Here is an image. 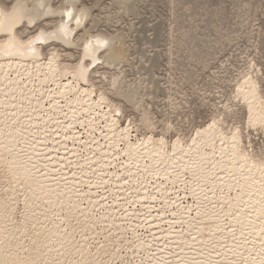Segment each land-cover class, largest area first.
I'll return each mask as SVG.
<instances>
[{
    "label": "rangeland",
    "instance_id": "374dc122",
    "mask_svg": "<svg viewBox=\"0 0 264 264\" xmlns=\"http://www.w3.org/2000/svg\"><path fill=\"white\" fill-rule=\"evenodd\" d=\"M18 1L19 0H0V6H3V8L9 11L14 8V6ZM62 1L63 0H55L54 6L56 8H59L61 6ZM121 2L118 0H81L82 6L84 5L90 8L92 12H91V16L86 22L85 29H82L77 37V42L79 47L76 46L75 48L69 49L63 45H59L54 42H48L43 46H41V53L43 55V60L45 61H49L52 58V55L57 56L56 57L57 59L59 57V59L58 60L56 59V61L58 62V64L60 63L58 66L61 73H63L65 69L66 71L69 72L72 69L71 73H73L74 69L77 70V67L79 68L80 64H82L83 62L82 60L84 57L83 48L85 47L84 40L88 39V35H86L85 32L86 30L87 32H89L88 34L90 35H101L106 38L112 39L114 41L113 44L115 46L122 47V57L118 59L111 58L109 57L107 52L103 53L101 55L102 56L101 61L97 62L96 64H91L89 60L85 61V65L88 67V80L86 82H82V81L79 82L78 80H74V79L71 80L72 78L70 76L71 73L68 75L67 78L66 77L64 78L63 74H61L59 78L60 80L59 85L58 84L55 85L54 82L51 81L49 83H45L42 86L41 90L44 91L46 90V92L55 95L56 92L60 91L59 87L61 83L65 84L67 80H71L73 85L76 83L79 85L82 84L81 87L83 86L85 89L89 90L90 92H93V96H92L94 100L93 111L97 112V114H95V112L93 111L92 113L90 112L89 114H87V112L83 111L84 109H82V107L79 105L78 106L75 105L73 107L74 109H72L74 111L77 108L82 110L81 112L78 111L80 112L78 114L79 117L77 116L79 119L77 117L75 118L80 120V123H78L79 121L77 120L78 124L74 125L75 132L77 134H81L79 136L81 137L80 140H82L80 142L81 144H79V142L70 141L67 142V146L65 148L66 152L65 150L63 151V149L60 148H55V150L52 149L53 151L51 150V155L53 156L54 154L58 156H62L63 154H65V156L67 155L66 158L69 157L70 159L69 161L71 162H68V164L65 165L66 167H64L65 173L67 172L66 174L73 175V173L75 174L76 171L77 172L79 171V173H81L83 169L84 171H86L85 166L77 167L76 165H81V164L84 165L85 162L84 160L87 161L88 158H92L95 155L97 156L100 152L99 150L96 151L98 148H100L101 150L108 149L109 139L107 138L108 129L106 128V126H107V122L108 124H110L112 119L113 120L117 119L116 121L118 122L119 129L126 128L127 130L130 131L129 140L132 143H136L140 145L144 140L146 141L152 138L154 139L153 146L159 144L156 145L155 147L158 148L161 147L163 150L166 151V153L170 154L171 157L175 155L174 152L175 148H179V150L185 149L191 152L189 154V157H186L187 159L189 158L188 160H186V164H188L189 166L183 164V166L189 167V168L187 167L188 169L185 168V170L186 171L188 170V172L186 173L185 170L183 171L178 168L177 170H174L175 172L172 171V173H176L177 171V174L180 175L181 173H183V175H185V176H181V181L179 179L180 183L179 181H177L178 185L175 184L177 182H173V183L172 181L169 182L167 181L166 178L164 177L162 178V176L160 177V175L157 176L156 174L153 175L149 171L146 173V170L145 172H143L142 175H140L142 178L138 177L135 181H133L134 180L133 176L131 177L133 180L130 177L127 178L128 176L124 177L123 172L126 170L125 168L127 167L132 170L135 169L139 170L138 166L131 163V162L135 163V160L131 159L132 160L131 161L130 158L127 156V154L124 153L126 152L125 151L126 146L124 141L118 142V146H119L118 149L114 148L113 151L115 152H112V157H114V159L111 160L112 163L110 165L111 167L110 166L108 167L110 173L111 172L113 173L114 171L115 172L117 171L118 174L121 173L120 175L121 177L123 176L124 179L123 186L117 183L118 179L115 178L114 175L111 176L110 178L107 177L110 182L106 178V181L108 182H106L105 184H101L102 176L96 177L94 176L95 174L93 172L89 173L88 171H86L88 174L84 172L85 176L88 175L86 177L87 185H85L86 183H83L81 186L82 188L80 187L79 191H82L84 193V191L87 192V190L92 189L93 191L97 192L98 195L100 196L105 195L104 202L107 203L106 205L108 204L113 205L114 201L116 203L119 202L118 203L119 205L121 204L123 206L125 205L124 208H126L127 205L128 209L126 208L124 210L121 206L116 204L117 205V207L115 208L116 210L118 206L121 207V209L119 208L117 211V213L119 212L117 218L121 219L122 217H124V219H126L125 216L129 214L131 211L133 212V213L131 212V214H137L138 215L137 217L139 218H134L133 224L135 223L134 225L137 224L139 226V227L135 226L137 229L135 228L134 229L135 231L137 230L136 233L139 232L140 234L138 233L137 234L138 236L136 237L142 240H148L150 236L158 237V233L163 232L160 230L159 227L164 229V231L169 230L170 226L168 227L167 225L169 224L168 221L174 222L180 211H182V213H186L188 210L187 213L190 212V214L187 216V218H190L191 216L194 217L197 214V212L199 213L198 210H202L206 205H207L206 209L209 211L213 208L214 210L212 209L211 211L216 212V215H218L220 212H223L224 210H228V207L226 208V204L228 206L227 198H229L230 200H235L237 194L236 192H238L236 190H234L235 191L234 192L233 189H228L227 188L228 186L225 187L226 183H228L230 180V176H232L231 174L233 173H230V171L227 170L225 171L221 168L218 170L217 168L219 167L216 166L215 164H220L221 162L220 158L222 159L223 157L222 154H220L221 152L220 149L222 147H223L222 149L229 148L232 144L231 139L233 137L238 136L241 139L240 151L243 154H245L248 157V159L251 160L254 159L253 161H255L258 164H264V152H262V149H264V121L257 123L252 120V110L250 108L251 103L248 98V93L255 92L256 99L255 102L253 103H255V107L258 110V112L264 115V0H122ZM48 22L45 23L44 25L32 29H29L24 25L21 29L18 30V37L22 39L23 42L24 41L28 42L30 41V39H33L40 32V29L42 28L45 30L48 29L47 31L52 30V25L54 24V21L49 20ZM0 40H5V38H1ZM38 80H39L38 78H35V82L37 81L36 83H38ZM73 96H74L73 94L69 95L70 99L73 98ZM100 98L103 99V102H99ZM59 99L60 98H58V101L59 104L62 105L61 108L63 111L62 114L58 116L59 123L61 122L66 123L68 121L64 118L70 114V108L66 107V102L69 100V98L64 97L61 98L60 100ZM50 102L48 101L45 102V107H47V110H42L41 112L42 116H47L49 114V112L47 111L49 109ZM98 102L100 104V107L98 106ZM95 106L97 108L99 107V109H97ZM224 106L230 107L231 112L233 113L232 119L223 120L220 119V117L217 115V113L224 112L225 110ZM75 107L77 108L75 109ZM45 111L47 114L45 113ZM91 116L94 119L93 118L91 119ZM88 117L91 120H88L89 119ZM85 118L88 119L84 120ZM92 120L93 122H91ZM87 121L91 124H88ZM211 127L213 128V130H215V132L216 130L218 132V133L214 132L216 136L213 134L214 136L211 137V139L213 138L212 140L214 141L211 142V145L208 144L209 146L202 144L198 148V153L213 155L211 158L213 159V161L211 164H209L212 165V167L206 165L204 169L205 173L211 175L209 177V180L206 182H204L205 180L202 177H200L199 179L200 181L197 178L196 180H194L193 177H195V175L193 174V172L199 165L200 161L202 162V160H200L199 154L197 155V152L193 150L194 147L193 141L197 137L200 138L205 137L202 132L204 130H208V128L210 129ZM49 128H50L49 131H52L54 129L52 131V134H50L51 132L49 133L51 137L54 135L53 133L55 134L57 133V135H59V136L57 135L53 136V139L57 142H55L54 144L50 142L49 144L51 146L48 144V146L52 148V146L55 147L56 143L61 142L62 138H60V136L65 134V130L61 129L62 127L56 128V126L54 125H50ZM35 130H36L35 132H38L37 131L38 128H36ZM55 130L57 131L55 132ZM71 146H73L75 150H77L80 147L79 150L75 152V153L78 152V155L71 154V151L73 150L72 148H70ZM84 146L87 147L88 150ZM117 152L119 153L120 156L115 155L118 154ZM193 154H194V158L196 156L194 161L192 160ZM72 156L75 158H73ZM190 157H192V159ZM126 161L127 163H125ZM144 161L145 163L148 164L150 162V159L147 158ZM192 161L195 163L194 166H192L194 164ZM128 162L130 164H128ZM224 163L225 162H223L222 164ZM72 165H74V167ZM131 165H133L135 169H133V166ZM191 166L193 167V169H191L192 168ZM87 168H89L88 164H87ZM156 168L159 171L162 170L163 166L162 164H159ZM209 168L210 169L214 168V169L209 170ZM122 169L124 171H122ZM223 172L226 175L223 174ZM92 173L93 176L89 175ZM212 173H215V175L213 174L214 175L213 176ZM150 174H152L153 176ZM216 174L219 176H217ZM4 175L5 173L3 172V170H0V187H1L0 197L1 199L4 198L3 200L8 201L10 200L12 195L10 198H8L9 196L6 194V190L8 189L7 187H10L11 184L9 183L10 181L9 178L6 177L7 174L5 176ZM89 176L92 177L93 179L92 178L90 179ZM172 176L173 174L170 175L171 179ZM224 177L226 179H224ZM213 178H215L216 180H214ZM182 179L184 181L187 179L188 182L192 183L193 189L191 188V185L188 182L186 181L184 182ZM93 181L96 182V184H100V186L96 185L93 187L92 185L94 183ZM182 181L186 185L184 184L183 186L181 184ZM195 181H198L199 183L198 182L196 183ZM157 184H162V185L166 184L167 186L165 187L168 193L164 195L162 193H159L158 190L160 186ZM194 185L197 186L195 187ZM135 186L136 188H138L137 190L136 188L134 189ZM141 186L145 188L144 191L145 192L147 191V194L149 192L151 196H154V199L152 198L153 201H151L150 199L149 200L144 199L143 201L139 202L137 197H139V195L141 194V192L138 194V192L141 191L140 189H142ZM156 187L158 188V190ZM132 188L134 190H132ZM116 189H118L119 191ZM15 190H16L14 192L15 195L11 198V200H13L14 203H16L15 206L16 210H14L13 213L9 212L10 214H8V212L6 213V216L4 218H7L8 220L11 217L12 219L10 218L9 219L10 221L5 220L6 225L5 222H3L4 223L3 226L4 228H6L7 232L10 231L9 228L15 229V227L17 228L18 226L17 228L18 234L21 233V229L23 232L24 229L27 228L25 230V234H23L24 232L22 233L23 235L19 234V237L22 239L21 240L19 238L20 240L19 245L21 244L20 242H22V244L20 245L22 246V248L19 246V249L16 250V252L19 255L21 254V256H23V257L20 256L21 258H25V259L27 258V260H29L32 258V256L33 257L35 256L34 254L38 253L37 250L35 249L37 248V245L34 243L35 241L34 237L36 238L34 233L38 232V229L36 230V227L31 225L32 223L34 224L33 219L29 221L28 218L24 217L28 214L26 213L28 212V210L26 211L28 207L27 205L28 201L25 200H28L27 197L29 195L26 191V188H24V186L22 187L21 185L18 186ZM213 193L215 194L210 195ZM193 195L194 196L197 195V196L194 197ZM6 196L8 199L6 198ZM173 196L176 198L175 201L178 202L177 203L178 206L169 205L174 199ZM164 198L166 200L169 201L172 200V201L171 202L166 200L164 201L163 200ZM199 198L201 199L199 200ZM15 199L17 201H15ZM136 200L137 202H135V204L138 203L137 205L133 204L134 203L133 201ZM204 200L206 201V203ZM147 202H149V204ZM167 202L169 204H167ZM196 203L199 204L197 205L199 206V208L196 205H194ZM201 203L202 204L204 203L206 205L203 206ZM214 203L215 205L217 204V206H214ZM35 204L33 202L32 205L34 206ZM38 204L39 203L37 202V204L35 205L37 208L33 206L32 207L37 209L36 216L37 217L39 216L38 218H40L44 216L45 213L42 207L45 209L49 207H47L48 205L43 206V204L42 205L39 204L40 205L39 206ZM166 204L172 208V211L168 209L169 207ZM165 205L167 208L165 207ZM190 206L193 208L191 209ZM187 207L188 208L190 207L189 208L190 210L187 209ZM217 207L221 209L217 210L219 209ZM148 208L149 209L152 208L151 210L148 211L149 213H147ZM158 209L159 210L161 209V212ZM64 210L62 209L61 212L56 210H52L51 212L50 210L49 215L53 214L51 215V217L53 216V218L50 217L51 221L50 218L46 220L48 226L45 225L46 223H44V225L46 227H50L51 224H53V222L57 221L56 223L59 222L58 225L59 228H61L60 232L62 230L64 231L66 230L65 231L66 234L69 233L72 234L71 237L68 236L69 242L70 240H72V242H70L69 244H72L73 242L74 244L77 243L76 246L83 244L87 248L88 247L90 248V249L88 248L89 252L92 253L94 251V254L92 253L93 255H95V250L96 253L97 251L99 252L98 254H96L97 256L95 255V259L93 258L94 256H91L93 260L92 262H90L91 261L90 258L89 259L90 261L86 260L87 262L84 261L85 262L84 264H152V260L154 259L153 255L158 254L157 252L158 248L156 247L160 246L161 249L162 248L164 249L165 244H166V249H164V251L163 249L161 250V253L159 255L160 259L165 256L164 257L165 264H172V262L173 264H175L177 261L178 262L176 264H182L176 251L179 250L180 246L175 248L172 246L174 244L172 242H171L172 245L171 244L169 245L170 241L167 243L166 242L167 239L163 240L162 243L160 244L159 242H161V240L160 241L155 240L156 243L154 242L152 244L153 248L149 250L137 249L135 245L137 241L134 240V237L131 235L132 233H130V231L127 230L125 235L122 236L119 232L116 233L115 231H112L113 227L110 226V224L106 221L103 223H98L99 225H96L94 228L93 226H91L92 224L89 222L88 219L85 220L83 217L82 219H80L79 216H73V215L70 216V219H68L69 221L67 219H64L63 221V218L66 217V210L65 211ZM99 210L97 211V217L101 216V214H103V211H105V209L103 208L102 210L101 209ZM126 210L128 211L127 213ZM157 210L159 211V213ZM163 210L165 212V214H162L163 223L158 225L159 226L158 227L156 226L157 225L156 222H159L160 220H162V218L160 220H158L157 218H160L162 216L160 215V213H163L162 212ZM174 210L177 213V215L174 212ZM177 210L180 211L178 212ZM141 211H143L142 212L143 214H139ZM144 211L145 213H147V215L144 213ZM154 212L157 215V216L155 215L156 217L155 219H154V214H155ZM217 212L219 213L217 214ZM119 214H120V218H119ZM122 214H126V215H122ZM171 214L172 217H170ZM224 214H225L224 212L221 213V216ZM158 215L160 216L158 217ZM131 216L134 217V215ZM148 216L150 217V219H152L153 217L154 220L153 219L150 220ZM225 216L222 219L218 218V216H215L217 217L216 220L215 217H213L212 219L209 218L206 219V221L203 224V232H202L203 234H201L202 236L201 238L205 239L202 240V245L204 246L200 248L197 246L198 250L202 252V254L207 253L206 251L203 250H205L206 248H208V250L210 249L209 245H212V242L211 241L209 242V240H212V237L214 236V234L210 231L214 226L221 225L222 227L220 226V229L216 232V235L218 234L217 240L220 243V245L222 244L223 247L228 251L229 248L227 247L232 245L231 243L229 244L230 241H232V243L233 241L238 243L240 242L239 243L240 249L237 250V253H235L234 255H231L230 252H229L230 255L227 253L226 256L223 257V259H225L224 261L222 259H218L217 256H214L212 257L213 260L212 259L210 260L211 263L213 264V262H220V261L221 262L223 261L224 263H228L229 261V263L231 264H239V263L256 264V262L258 264L259 254L254 252L256 255L254 253H251L249 256L247 251L242 248L243 245L244 246L245 244L249 245L253 242L251 236L249 235L247 236L246 234H244L243 236L242 235L236 236V234H238L236 228L238 229V227L237 226L235 227L234 224L233 225L231 224L230 222L231 215L229 216L225 214ZM60 217L62 219H60ZM24 219L27 222H25ZM83 219L85 221L84 224L83 222H81L83 221ZM135 219L138 220L136 221ZM59 220L60 221L62 220V223ZM70 220L74 222L72 226L71 224L73 222ZM78 220L80 221L78 222ZM121 220H123V218ZM218 220L221 222L219 223ZM22 221H24V223ZM87 221L88 223L86 224ZM69 222L72 223L70 224ZM122 222H125L126 224L125 223L123 224L129 226L127 221L124 220ZM89 223L91 225H89ZM131 223L132 222H130V224ZM148 223L150 226H148ZM183 223L184 222L179 221L180 226L178 227L177 226L178 223H177L176 225H174L175 227L174 230L176 229L178 230L180 228L181 230L179 229L177 231L178 233L180 232V236L182 238L184 237L185 239H189L191 243H193L195 237L191 232L188 233L187 231H184L186 230V227H184L186 226V224L184 225ZM222 223H225V225L228 226L225 227V225H223ZM66 224H68L67 228H66ZM140 225L143 227H140ZM11 226H13L14 228ZM69 226H71V229ZM75 226L78 229L73 230ZM86 226L89 229L86 228ZM144 226H148V227L144 228ZM81 227L84 229V231L86 230L85 231L86 233L82 231L83 229ZM150 231H154V232H151L150 234ZM228 232H230L231 234H229ZM32 234L34 237L32 236ZM89 234H92V236ZM231 235H234L235 238L234 236ZM81 237H84V239ZM239 238L241 239V241ZM79 242L81 244H79ZM9 243L14 244L15 240L13 242V238L11 239L9 238ZM226 244L227 246H225ZM57 245H58L57 243H52V254H49L51 256H49L48 254L46 255L45 250L47 248L44 249L41 248L39 250L41 255L40 262H43V259L48 256L53 260L54 263L56 262L57 264H60V261L64 262L61 264H70V263L82 264V261L84 259H81V256L77 254L75 255L73 254L74 252L71 251H69L70 253L67 254L68 248L61 247L60 249V246ZM169 246L171 248H168ZM249 247L253 248L252 245ZM187 248L189 247L187 246L186 249ZM21 249L22 251L23 250L25 251L21 252ZM115 251L116 253H118L117 256H115L116 255ZM9 252L11 251L9 250ZM170 252L171 254L167 256V254H169ZM233 256L236 258H234ZM225 257L226 258L230 257V258L226 259ZM254 258H256V262ZM96 259L99 262L96 261ZM44 262L46 263L45 259ZM261 263L264 264V262Z\"/></svg>",
    "mask_w": 264,
    "mask_h": 264
},
{
    "label": "bare ground",
    "instance_id": "6f19581e",
    "mask_svg": "<svg viewBox=\"0 0 264 264\" xmlns=\"http://www.w3.org/2000/svg\"><path fill=\"white\" fill-rule=\"evenodd\" d=\"M118 1L121 2L122 0H118ZM54 2H55V0H19L16 3V5L14 6V8L9 10V11L6 10L5 8H3V6H0V39L5 38V40H0V170H3L5 175L7 174L6 177H8L10 180L9 181V183L11 184L10 187H7L8 188L7 190L4 188L6 190V194L9 196L8 198H10L11 195H12V197L15 195L14 192L16 191L15 189L18 186L22 185V187L24 186V188H26V191L29 195L28 197L26 196L28 198V200H25V201H28V204H27L28 207L26 209V211L28 210V212H26L28 214L24 217L28 218L29 221H31V219H33L34 224L32 223L31 225L36 227V230L38 229V232H35L37 235L34 233L36 238L32 234V236L35 239L34 243L37 245V248H35V249L37 250L38 253L37 254L33 253L35 256L34 257L32 256V258L29 260H27V258L26 259L21 258L23 256H21V254L19 255L16 252V250H18L19 246L22 244V242H20L21 244L19 245V241H20L19 240V238H20L19 234H22L23 232H24L23 234H25V230L27 228L26 229L23 228L24 229L23 232L21 229V233H19V234L17 233L18 226H17V228L15 227V229L9 228L10 231L8 230L9 232H7L6 228H4V226H3V224H4L3 222H5V220H7V218H4V217L6 216L7 212H8V214H10V213H13L14 210H16L15 209L16 203H14V201L11 200L12 197L8 201L7 200L5 201V200H3L4 198L1 199V197H0V264H57L56 262L54 263L53 260L48 256L47 257L43 256V257H45L44 259H45L46 263L44 262V259H43V262H40L41 255H40L39 250L41 248H43V249L47 248L45 250L46 255L52 254V243H57L58 244L57 246H60V249H61V247L62 248L63 247L68 248L67 254H69L70 253L69 251H71V252H74L73 254H75V255L77 254V255L81 256V259H84L82 261V264L87 262L86 260H89L91 258V256H94L93 258L95 259V255L99 253L98 251L96 253V250H95V255H93L94 251L92 252L93 253L92 254L88 250L89 247L87 248L83 244L79 245V246H76L77 245L76 242H75L76 244H74V242H73L72 243L73 245L69 244L70 242H72V240H70V242H69L68 236L71 237L72 234H70V233L66 234V232H65L66 230L65 231L62 230L60 232L61 228H59V225H58L59 222L58 223H56L57 221L53 222V224H51V226L49 225L50 227H46V226H48L46 220L49 219L51 217V215H53V214L49 215L50 210H51V212H52V210H56V211L61 212L62 209L66 210V217L63 218V221H64V219H67V220L70 219V216L73 215V216H79L80 219H82V217L85 220L88 219L89 222L92 224L91 225L89 223V225L93 226L94 228L96 225H99L98 223H103L106 221L110 224V226L113 227L112 231H115L116 233L119 232L122 236L125 235L127 230L130 231V233H132L131 235L134 237V240L137 241V242L135 241L136 244L134 242L137 249L149 250V249L153 248L152 244L155 242V240H159V241L161 240V242H159V244H160V243H162L163 240L167 239V241H166L167 243L170 241L169 245L172 242V243H174L173 245L171 244L173 247L176 248V247L180 246L179 250H176V251H177V255L180 258L182 264H212L210 260L214 256H217L218 259H222L224 261L225 259H223V257L226 256L227 253L229 255H230V253H231V255H234L235 253H237V250L240 249V245H239L240 242L238 243V242L233 241V243H232V241H230V239H229V241H230L229 244L231 243L232 245L227 247V248H229L228 251L223 247L222 244L220 245V243L218 242V240H217L218 234L216 235V232L220 229L221 225L220 226H214L212 229L210 228L211 229L210 232H212L214 234V236L212 237V240H209V242L210 241L212 242V245H209L210 246L209 248L211 250L210 249L208 250V248H206L207 247V245H206V247H205L206 249L203 251H206L207 253L202 254V252H200L197 248V246L199 248L204 246V245H202V240H205V239L201 238L202 237L201 234H203L202 233L203 232V224L207 218L212 219L213 217L218 216V218L222 219L225 216V214H227L229 216L231 215L230 216L231 224L232 225L234 224L235 227L236 226L238 227V229L236 228V230L238 231L237 232L238 234H236V236L237 235L243 236L244 234H246L247 236L248 235L251 236V239H253V242L251 244H249V245L245 244V246L243 245L242 248L247 251L249 256L251 253H254V252L259 254L258 255V259H259L258 264L259 263L263 264L261 262H264V164H258L255 161H253L254 159L253 160L248 159V157L240 151L241 139L238 136H235L231 139L232 144L229 148L222 149L223 148L222 147L220 149V151H221L220 154H222L223 157H222V159L220 158V160H221L220 164H215L219 168H217L213 164L218 170L221 168L225 171L227 170V171H230V173H233V174H231L232 176H230V180L228 183H226L225 187L228 186L227 187L228 189H233V191L234 190L238 191V192H236L237 194L235 193L236 194L235 200H230L229 198L226 197L227 202H228V206L226 204V208L228 207V210H224L223 212L225 214L222 216H221V213H223V212L219 211L220 213L217 212V214L218 213L219 214L216 215V212L211 211L213 208L208 211L206 209L207 205L204 203L203 204L201 203L203 206L206 205L204 207L205 209L203 208L204 210L203 209L198 210L199 213L197 212V214L195 215L196 217L194 216L195 218L192 216H191L192 219L190 216H189L190 218H187V216L190 214V212L187 213L188 210L186 213H182V211L179 210L180 213H182V214L178 213V216H177V218L175 217L176 219L174 220V222H169L167 220L169 224H167V223L166 224L168 225V227L170 226V229L167 227L169 230L164 231V229H162L161 227L158 226L161 223H163V215L162 214H165V212L163 210L162 211L163 213H160V215H162V216L160 218H157L158 220H160L162 218V220H160L159 222L155 221L157 223V225H156V223H155V225L158 226L160 228V230L163 232H159L158 237L157 236L156 237L150 236L149 237L150 239L148 238V240H142V239L136 237V236H138L137 234L139 232L136 233L137 230L135 231V229H137V228L135 226H138V225L137 224L134 225L135 223L133 224V219L139 218V217H137L138 216L137 214H131V212H132L131 211L127 215L122 214V215H126L125 216L126 219H124V217H122L123 220H121L122 218L121 219L117 218L118 213H119V212L117 213L118 209L119 208L121 209V207H122L125 210L127 208V205H126V208H124L125 205L124 206L122 204L119 205L118 204L119 202L116 203L115 201H114L113 205H110V204L106 205L107 203L104 202V198H105L104 196L105 195L100 196V195H98L97 192L93 191L92 189H89V190L86 189L87 192L84 191V193L82 191H79L82 184L86 183V179H87L86 177L88 176V175L87 176L84 175V172L87 173L86 171H88L89 173L93 172L95 174L94 176H96V177L102 176V179H101L102 183L101 184H105L106 182H108L109 181L108 178H110L111 176L114 175L115 178L118 179L117 183L120 184L121 186H123V183H124L123 176L124 177L128 176L127 178H129V177L131 178L133 176L134 180L132 178L131 179L133 181H135L138 177H141L140 175H142L143 172H145V170H146V173L149 171L153 175L154 174H156V176L160 175V177L162 176V178L164 177L167 179V181H169V182L172 181V183L179 181V179L181 181V176H185V175H183V173H181L179 175V174H177V171H176V173H172V171L177 170V168L184 171L185 168H187L189 166L188 164H186V160H188L189 158L187 159L186 157H189V154L191 152L189 150H185V149L179 150V148H175L174 149L175 155L173 154L174 156L172 155L173 157H171L170 154L166 153V151L163 150L161 147H159V148L155 147L156 145H159V144H156L155 146H153L154 139H152V138L148 139L146 141L144 140L142 142V144H140V145H138L136 143H132L129 140L130 139V133H129L130 131L127 130L126 128L125 129H123V128L119 129L118 122L116 121L117 119L116 120L112 119L110 124H108V122H107V126H106V128L108 129L107 138L109 139V142H108L109 146L107 145L108 149L104 148L105 150H103V149L101 150L100 148H98L99 147L98 146L97 147L98 149L96 151H98V150L100 151L99 152L100 156H99V154L97 156L93 155L94 157L88 158L87 161L86 160H84L85 162L82 161V162H84V165H82V164L76 165L77 167L78 166L79 167L85 166L86 171H84V169H83L81 171V173H79V171L77 172L75 170L76 173L75 174L73 173V175L66 174L67 172L65 173V169H64V167H66L65 165L68 164V162H71V161H69L70 160L69 157L66 158L67 155L65 156V154H63L62 156H58V155H55L54 153H53L54 154V156H53V155H51V150L52 149L55 150V148H60V149H63V151H64L66 146H67V142H70V141L71 142L72 141L73 142H79V144H81L80 142L82 140H80L81 137H79L81 134H77L75 132L74 125L80 123V120H78L79 119L78 114L82 110L78 109L77 107H75V109L77 108L78 110L76 109L74 111L72 109H74L73 107L75 105L76 106L79 105L82 107V109H84L83 111H85V112H87V114H89L90 112L92 113L93 106H94V100L92 97L93 92H90L89 90L85 89L83 86L81 87L82 84L79 85L76 83L73 85L71 80L74 79V80H78L79 82H81V81L86 82L88 80V67L85 65L86 60H89L91 62V64H96L97 62L101 61V57H102L101 55L103 53H106V52L108 53L109 57L118 59V58L122 57V47L121 46H115L113 44L114 41L112 39L106 38V37L101 36V35H90V34H88L89 32H87L85 30L86 35H88V39L84 40L85 47L83 48L84 57L82 59L83 60L82 64H80L79 68L77 67V70L74 69L73 73H71L72 69L70 72L66 71V69L65 70L63 69L64 72L62 71L63 73H61L59 66H58L60 63L58 64V62L56 61L57 56L51 54L52 58L49 61L43 60V55L41 53V46H43L44 44H46L48 42H54V43H57L59 45H63L69 49H72V48H75L76 46H78L77 37L80 34V31L82 29H85L86 22L89 19V17L91 16L92 10L90 8L84 6V5L82 6L81 0H63L61 3V6L59 8H56L54 6ZM69 12H71V14H72L71 17L68 15ZM49 20L54 21V24L52 25V30L47 31L48 29L45 30L42 28V29H40V32L33 39H30V41H28V42H25V41L23 42V40L18 37V30L21 29L24 25L27 28L32 29V28H36L38 26L44 25ZM58 59H59V57H58ZM61 74H63L64 78L65 77L67 78L68 75L70 74V76L72 78H71V80H67V82L65 84L61 83V85L59 87L60 91L56 92L54 95L52 93L46 92V90L45 91L41 90L42 86L45 83H49L51 81L54 82L55 85H57V84L59 85V82H60L59 78H60ZM35 78L39 79L38 83H36L37 81L35 82ZM61 78H63V77H61ZM71 94H73L74 96H73V98L70 99L69 95H71ZM255 96H256L255 92L248 93V98H249V101L251 103L250 108L252 110V120L254 122L259 123V122L264 121V115L262 113L258 112V110L255 107V103H253V102H255V99H256ZM64 97L69 98L68 101L65 99L67 101V102L66 101L65 102H66V107L70 108V114L64 118L68 122L59 123L58 116L60 114H62L63 111L61 108L62 105L59 104L58 98L61 99ZM100 100H99V102H103V99L100 98ZM46 101H48V102L51 101L49 104V109L47 111V112H49V114L47 116H42V114H41L42 110H47V107H45ZM99 102H98V106L100 107ZM99 107L98 108L96 107V108L99 109ZM100 109H102V108H100ZM78 111H80V112H78ZM93 112H95V111H93ZM103 112H105V111H103ZM45 113H46V111H45ZM95 114H97V112H95ZM63 116H64V114H63ZM76 117L78 119H75ZM88 118H85L84 120H86ZM92 118L93 117L91 116V119ZM91 119L89 118L88 120H91ZM108 121H110V120H108ZM91 122H93V120ZM87 123L91 124L88 121H87ZM50 125H54V126H56V128L62 127L61 129L65 130V134L60 136V138H62L61 142L56 143L55 147L52 146V148H50L51 145L49 143L51 142L54 144L55 142H57L53 139V136L54 135L56 136L57 133L56 134L53 133L54 135L52 137L49 135V133L51 132L50 134H52V131L54 130V129L52 130V128H51L52 131H49ZM36 128H38V130H37L38 132H35ZM56 131L57 130H55V132ZM214 132H215V130H213L212 127L210 129L208 128V130H204L202 132L205 137H201V138L197 137L193 141V146H194L193 150L195 152H197V155L199 154L200 160H202V162L200 161V163L196 169L194 167V169H195L193 172V174L195 175V177H193L194 180H196V178L199 180L200 177L204 178V180H205L204 182L209 180V177L211 174L205 173L204 169H205L206 165L212 167V165H209V164H211L213 161V159H211L213 155L198 153V148L202 144H204L206 146L208 144L211 145V142L214 141V140H212L213 138L211 139V137L215 135ZM216 132H217V130H216ZM57 136H59V135H57ZM201 136H202V134H201ZM119 141L125 142V146H126L125 151L126 152H124V151L123 152L125 154H127V156L130 158V160L131 159L135 160V163L134 162H131V163L138 166L139 170H141V171H139L138 169H135V167L133 165H131V166H133V169H135V170L129 169L128 167L125 168L126 170L123 168L125 171L122 169V171H124L122 177L120 175L121 173L118 174L117 171H116L117 173L115 171H114L115 173L109 172L108 167L112 164L111 160L114 159V157H112V152H115V151H113L114 148H116V149L119 148V146H118ZM58 142H59V140H58ZM163 143H164V140H163ZM48 144L50 146H48ZM77 145H78V143H77ZM165 146H164V148H165ZM70 148L73 149L71 151L72 155H74V154L78 155V152L77 153H75V152L77 150H79L80 147L77 150H75L73 148V146H71ZM85 148H87V147H85ZM87 150H88V148H87ZM190 150H192V149H190ZM56 151H58V150H56ZM63 151H61V152H63ZM65 152H66V150H65ZM95 152H92V153H95ZM85 153H86V151H85ZM115 155L120 156L119 153L115 154ZM76 157H78V156H76ZM90 157H91V155H90ZM192 157H193V159H192ZM192 157H190V158L194 161L196 156L194 158V154H193ZM73 158H75V157H73ZM147 158L150 159V162L148 164L145 163V161H144ZM191 159H190V162H191ZM130 160H129V162H130ZM129 162H128V164H130ZM187 162H189V161H187ZM223 162H225V163L222 164ZM125 163H127V161ZM193 163H191V164H193ZM87 164H88L89 168H87ZM114 164H115V162H114ZM159 164H162L163 168H162V170L158 171V169L156 167ZM183 164L188 165V166H183ZM194 165H195V163L192 166H194ZM72 166L74 167V165H72ZM191 169H193V167ZM213 169L209 168V170H213ZM187 172H188V170L186 171V173ZM93 173L89 174V175L93 176ZM152 174H150V175H152ZM171 174H173L172 179L170 178ZM213 174L215 175V173H212V175ZM223 174H225V173L223 172ZM213 176H211V177H213ZM217 176H219V175H217ZM225 177H224V179H226ZM89 178L91 179L92 177L89 176ZM106 178L108 179V181H106ZM215 178H216V176H215ZM215 178H213V179L216 180ZM219 178H221V177H219ZM101 180H99V181H101ZM180 181H179V183H180ZM185 181L188 182L187 179ZM191 181H193V180H191ZM90 182H92V181H90ZM182 182H181V184L184 186L185 183L184 182L182 183ZM195 182L197 183L198 181H195ZM201 182H202V180H201ZM98 183H100V182H98ZM188 183L191 185V188H192L193 187L192 183H190V182H188ZM8 184H7V186H8ZM175 184L178 185V182ZM85 185H87V183ZM92 185H93V187L96 185L100 186V184H96V182H94ZM157 185L160 186L159 190L156 187L159 193H162L163 195L168 193L166 191L167 189L165 187V186H167L166 184L165 185L157 184ZM221 186H222V184H221ZM135 188H136V186L134 187V189ZM191 188H190V190H191ZM134 189L132 188V190H134ZM137 189L138 188H136V190ZM116 190H118V189H116ZM140 190L141 191H139L138 194L140 192H141V194L139 195V197H137L139 202L143 201L144 199H148V200L150 199L151 201H153L154 196H151L148 192V194L150 195L149 196L147 194V191L146 192L144 191L145 188L142 187V189H140ZM212 190H211V192H212ZM226 192H227V190H226ZM99 193H101V192H99ZM138 194H137V196H138ZM214 194L215 193L210 194V195H214ZM135 195H136V193H135ZM228 195H230V194H228ZM196 196H194V197H196ZM205 196H204V198H205ZM176 197H178V196H176ZM215 197H216V195H215ZM6 198H7V196H6ZM16 199H15V201H17ZM155 199H156V196H155ZM175 199L176 198L174 197L173 201L171 200L172 202L169 200H166L165 198L163 200L171 202V204H169L167 202V204H169V205H177L178 202H176ZM200 199L201 198H199V200ZM207 199H209V198H207ZM130 200H128V201H130ZM179 200H180V198H179ZM211 200H212V198H211ZM33 202H34V204L35 203L37 204V202H38L41 205L43 204V206L48 205L47 207H49V208L46 207L47 209H45L41 206L45 212L44 216H42L40 218H38L39 216L38 217L36 216L37 209H35V208H37V207L35 206L36 204L34 206L32 205ZM133 202H134L133 204H135V202H137V200L133 201ZM175 202H176V204H175ZM208 202H209V200H208ZM147 203L149 204V202H147ZM205 203H206V201H205ZM116 204L121 206V207L118 206L117 210L115 209L117 207ZM129 204H130V202H129ZM137 204H135V205H137ZM166 205H165V207H166ZM194 205L197 206L199 204L196 203ZM218 205H219V203H218ZM32 206L35 208H33ZM214 206H217V204L215 205V203H214ZM197 207L199 208V206H197ZM102 208L105 209V211H103V214H101V216L97 217V211L99 209L102 210ZM170 208L171 207H169L168 209L172 211V208L171 209ZM189 208L187 207V209H189ZM192 208L193 207H191V209ZM200 208H202V207H200ZM217 208H219V207H217ZM151 209L152 208H150V209L148 208L147 213H149L148 211ZM178 209H179V207H178ZM220 209L221 208H219L217 210H220ZM67 211H68V213H67ZM159 211L161 212V209ZM159 211H158V213H159ZM99 212H100V210H99ZM127 212L128 211L126 210V213ZM142 212L143 211H141L139 214H143ZM174 212H175V210H174ZM174 212H172V213H174ZM136 213H137V211H136ZM144 213H145V211H144ZM147 213H145V214L147 215ZM192 214H194V213H192ZM131 215H134V217H132ZM155 215H156V213L154 214V219L156 218ZM160 215H158V217ZM176 215H177V213H176ZM61 217H60V219H62ZM170 217H172V214ZM51 218H53V216ZM51 218H50V221H51ZM119 218H120V214H119ZM84 219H83V221H81V222H83V224L85 222ZM140 219H142V218H140ZM149 219H150V217H149ZM152 219H153V217H152ZM152 219H150V220H152ZM216 219H217V217H215V220ZM124 220L127 221L129 226H126L125 225L126 223L122 222ZM135 220L137 221L138 219H135ZM147 220H146V222H147ZM43 221H46V222H43ZM70 221H72V220H70ZM79 221L80 220H78V222ZM139 221H141V220H139ZM179 221L184 222L183 223L184 225L186 224V226L183 225L184 227H186V230H184V231H187L188 233L191 232L193 234V236L195 237L193 243H191V241L189 239H185L184 237L182 238L180 236V232L179 233L177 232L180 228L178 230L177 229L174 230L175 229L174 225H176L178 223L177 226L178 227L180 226ZM226 221H228V220H226ZM22 222L24 223V221H22ZM25 222H27V221L25 220ZM60 222L62 223V220ZM72 222H69V223L71 224ZM130 222H132V223L130 224ZM152 222H154V221H152ZM220 222L221 221H219V223ZM224 222H225V220H224ZM44 223H46L45 224L46 226L44 225ZM87 223H88V221L86 222V224ZM123 223H125V224H123ZM73 224H74V222L71 224V226ZM222 224L225 225V223H222ZM5 225H6V222H5ZM22 225H24V224H22ZM214 225H216V224H214ZM71 226H69L70 229H71ZM79 226H80V223H79ZM148 226H150L149 223H148ZM148 226H144V228L145 227L147 228ZM226 226H228V225H225V227ZM8 227H10V226H8ZM11 227H13V226H11ZM20 227H23V226H20ZM67 227H68V224H66V228ZM140 227H143V226L140 225ZM232 227H230V228H232ZM66 228H64V229H66ZM86 228H88V227L86 226ZM94 228H92V229H94ZM75 229H78V228H76V226H75V228L73 230H75ZM18 231H20V230H18ZM82 231H84V229ZM85 231H84V233H86ZM151 232H154V231H150V234H151ZM230 232H228V233L231 234ZM245 232H247L248 234ZM90 233H91V231H90ZM89 235L92 236V234H89ZM93 236H94V234H93ZM231 236H234V235H231ZM9 238L10 239L13 238V242L15 240V243L10 244ZM81 238L84 239V237H81ZM218 238H220V237H218ZM234 238H235V236H234ZM69 239H71V238H69ZM144 239H146V238H144ZM207 239H209V238H207ZM226 241H228V240H226ZM240 241H241V239H240ZM125 242H126V240H125ZM166 242H164V243H166ZM79 244H81V243L79 242ZM192 244H194V245H192ZM251 245L253 246V248L249 247ZM88 246H89V244H88ZM164 246H165L164 249H166V244ZM187 246L189 248L186 249ZM225 246H227V244ZM20 247L22 248V246H20ZM110 248H112V247H110ZM156 248H158L157 249L158 254L155 255L153 253L154 259L151 258V259H153L152 264H165V258H164L165 256L162 257L161 259L159 256L161 253V250L163 248L161 249L160 246H157ZM168 248H171V247L169 246ZM164 249H163V251H164ZM9 250L11 252H9ZM23 251H25V250H23ZM23 251L21 249V252H23ZM176 251H175V253H176ZM115 253H116V251H115ZM41 254H42V252H41ZM117 254L118 253H116L115 256H117ZM170 254H171V252L169 254H167V256ZM238 255H239V253H238ZM49 256H51V255H49ZM146 256H147V254H146ZM30 257H31V255H30ZM230 257H228V258L225 257V258L229 259ZM28 258H29V256H28ZM234 258H236V257H234ZM238 258H240V257H238ZM119 259H120V257H119ZM162 259H163V261H162ZM254 259L256 262V258H254ZM254 259H253V261H254ZM64 260H67V259H64ZM167 260H168V258H167ZM250 260H251V258H250ZM92 261L93 260L91 258L90 262H92ZM96 261H98V260L96 259ZM223 261L222 262L221 261L220 262H213V264H231V263H229V261H228V263H224ZM61 263H64V262L60 261V264ZM243 263H244V260H243ZM73 264H80V263H73ZM172 264H173V262H172ZM256 264H257V262H256Z\"/></svg>",
    "mask_w": 264,
    "mask_h": 264
},
{
    "label": "snow or ice",
    "instance_id": "6c2138e0",
    "mask_svg": "<svg viewBox=\"0 0 264 264\" xmlns=\"http://www.w3.org/2000/svg\"><path fill=\"white\" fill-rule=\"evenodd\" d=\"M68 15L71 17V12L68 13ZM224 112L223 113H217V115L220 117V119L228 120L233 118V113L231 112V109L229 106H224ZM262 152H264V149H262Z\"/></svg>",
    "mask_w": 264,
    "mask_h": 264
}]
</instances>
